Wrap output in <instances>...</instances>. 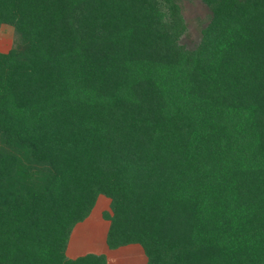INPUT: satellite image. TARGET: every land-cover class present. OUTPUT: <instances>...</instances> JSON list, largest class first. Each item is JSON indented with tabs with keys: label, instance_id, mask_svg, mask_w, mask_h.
Returning <instances> with one entry per match:
<instances>
[{
	"label": "trees",
	"instance_id": "obj_1",
	"mask_svg": "<svg viewBox=\"0 0 264 264\" xmlns=\"http://www.w3.org/2000/svg\"><path fill=\"white\" fill-rule=\"evenodd\" d=\"M204 2L188 50L181 0H0V264H108L66 253L101 196L111 250L264 264V0Z\"/></svg>",
	"mask_w": 264,
	"mask_h": 264
},
{
	"label": "rangeland",
	"instance_id": "obj_2",
	"mask_svg": "<svg viewBox=\"0 0 264 264\" xmlns=\"http://www.w3.org/2000/svg\"><path fill=\"white\" fill-rule=\"evenodd\" d=\"M181 10L179 11L178 16L180 17L179 21L177 22L176 27H171V31L178 29L177 37H178V43L179 45L187 48L188 50H195L205 39L207 29L209 25L212 22V13L211 9L207 7V4L204 2V0H181ZM24 49L23 44L21 43L20 36L18 34L17 29L9 24H3L0 23V54L8 53L13 50H20ZM0 149H1V142H0ZM33 166V164H31ZM105 200H108L105 197ZM104 207V205H103ZM102 207V208H103ZM107 211L110 212V206L106 204L104 207ZM94 227L101 228L100 224L98 223V216L100 215L99 212L94 209ZM96 223V224H95ZM85 228H82L81 232L76 235V238H74V246H77L81 244V248L87 249L86 247H89L93 243L94 245V251L99 253H102L106 250V248H101V244H97L102 240V234H98L95 231L93 232V238L91 237V242H88L84 239L82 236L84 234ZM98 231V230H97ZM99 232V231H98ZM97 233V234H96ZM87 237V236H86ZM105 247V246H104ZM81 250V249H79ZM122 254L108 255L109 264H144V262L140 263L135 262L131 263V260L129 259L128 262L126 257L123 255L125 252H120ZM142 255V254H141ZM136 260H138L136 258ZM139 261V260H138Z\"/></svg>",
	"mask_w": 264,
	"mask_h": 264
},
{
	"label": "crops",
	"instance_id": "obj_3",
	"mask_svg": "<svg viewBox=\"0 0 264 264\" xmlns=\"http://www.w3.org/2000/svg\"><path fill=\"white\" fill-rule=\"evenodd\" d=\"M108 199V198H107ZM107 205L110 206V200H105V197L104 196H101L99 198V200L97 201V204L95 206L96 210L99 212V216L96 220H98V223L100 224L101 228H97L96 226L94 227V209L91 213V215L83 222L77 224L71 234V238H70V241H69V244H68V247H67V256L69 258H78V257H81V256H85L87 254H97V255H105L108 259V255L110 254H113V255H117L118 254H122L120 252H125L123 255L126 257L125 260H128L130 259L131 260V263H135V262H139L140 263V260H141V263L144 262V264H147L148 262V259H147V256L145 254V251L144 249L142 248V246H140L139 244H131V245H128V246H125V247H121L119 249H116V250H111L107 244V236H108V231H109V227H110V221L109 220H106L104 218V213L107 211L104 207ZM104 205V207H103ZM103 207V208H102ZM96 224V223H95ZM82 228H85V232L84 234L82 235L84 237V239L88 242H91L92 240H90V238L93 236V232L95 231L94 229L96 228V232L98 234H102V240H100L99 243H97L98 245L101 244V248H106V250L102 253H99V251H101V249L98 251V252H95L94 251V245H96L95 243H93L92 245H90L89 247H86L87 249H83L81 248V244L77 245V246H74L73 245V241H74V238H76V235H78ZM96 233V234H97ZM87 236V237H86ZM93 238V237H92ZM105 246V247H104ZM81 249V250H79ZM142 254V255H141ZM136 258L139 260H136ZM129 263V262H128ZM108 264H109V260H108Z\"/></svg>",
	"mask_w": 264,
	"mask_h": 264
}]
</instances>
